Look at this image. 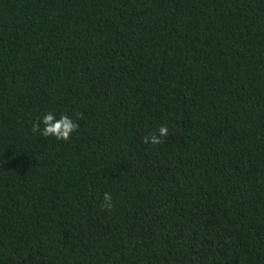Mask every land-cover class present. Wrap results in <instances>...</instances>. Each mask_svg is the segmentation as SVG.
Segmentation results:
<instances>
[{
  "label": "trees",
  "instance_id": "16d2710c",
  "mask_svg": "<svg viewBox=\"0 0 264 264\" xmlns=\"http://www.w3.org/2000/svg\"><path fill=\"white\" fill-rule=\"evenodd\" d=\"M0 264H264V0H0Z\"/></svg>",
  "mask_w": 264,
  "mask_h": 264
},
{
  "label": "clouds",
  "instance_id": "9594fccd",
  "mask_svg": "<svg viewBox=\"0 0 264 264\" xmlns=\"http://www.w3.org/2000/svg\"><path fill=\"white\" fill-rule=\"evenodd\" d=\"M82 118V114H80ZM43 125V128H41ZM79 128V123L74 120L71 116L61 114L59 117L56 116L54 112H48L43 114V116L33 122L32 131L34 133L39 132L44 137H54L56 140L69 141L72 134L76 132ZM169 129L166 125H161L153 133L143 137V142L145 144H160L164 142V138L167 137ZM112 195L109 192L104 193L103 201L101 203V208L103 210L111 211L113 208Z\"/></svg>",
  "mask_w": 264,
  "mask_h": 264
}]
</instances>
